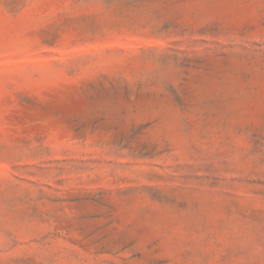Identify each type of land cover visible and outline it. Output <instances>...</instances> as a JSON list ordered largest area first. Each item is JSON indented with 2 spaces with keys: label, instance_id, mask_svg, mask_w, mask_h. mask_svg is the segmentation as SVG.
Returning a JSON list of instances; mask_svg holds the SVG:
<instances>
[{
  "label": "rangeland",
  "instance_id": "rangeland-1",
  "mask_svg": "<svg viewBox=\"0 0 264 264\" xmlns=\"http://www.w3.org/2000/svg\"><path fill=\"white\" fill-rule=\"evenodd\" d=\"M0 264H264V0H0Z\"/></svg>",
  "mask_w": 264,
  "mask_h": 264
}]
</instances>
